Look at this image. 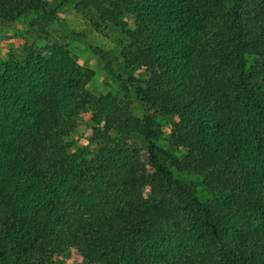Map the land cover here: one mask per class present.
I'll use <instances>...</instances> for the list:
<instances>
[{"label": "trees", "instance_id": "1", "mask_svg": "<svg viewBox=\"0 0 264 264\" xmlns=\"http://www.w3.org/2000/svg\"><path fill=\"white\" fill-rule=\"evenodd\" d=\"M74 2L95 32L121 37L120 59L92 51L123 96H94V72L53 41L9 53L0 264H56L70 249L85 264H264V0ZM30 14L49 24L56 9L0 0V24ZM152 113L178 119L171 146L185 157L157 145ZM85 116L94 127L76 148ZM175 172L201 176L211 200Z\"/></svg>", "mask_w": 264, "mask_h": 264}, {"label": "rangeland", "instance_id": "2", "mask_svg": "<svg viewBox=\"0 0 264 264\" xmlns=\"http://www.w3.org/2000/svg\"><path fill=\"white\" fill-rule=\"evenodd\" d=\"M50 8L56 9V16L52 22H35L36 16L30 14L13 23L0 24V67L9 58V53L18 50L25 44L34 45L41 49L46 45V40L53 41L65 47L72 55L74 61L94 72L92 81L87 89L96 97L112 94L118 98L123 96L115 78L105 69L101 59L94 55L93 49L98 48L109 52L114 58L120 59L121 45L117 41V33L105 35L95 32L89 25L87 14L76 9L74 0H44ZM134 18L131 19L133 28ZM40 24V25H39ZM42 38H41V37ZM125 43V40H123ZM133 112L142 118L147 114L148 109L133 96ZM161 138L157 145L165 150L171 151L175 156L182 159L186 151L174 149L171 146V137L174 133V126L178 123L177 118H164L159 114L152 113ZM93 125L90 123V116L81 119L77 130L72 134L69 141L76 148L87 145ZM132 143L140 150L142 159L148 161L147 142L143 137L136 136ZM96 146L92 150H96ZM175 177L189 183L197 191L202 202H209L212 198L209 191L203 185V179L197 174L178 173ZM56 264H85L76 250L70 249L57 259Z\"/></svg>", "mask_w": 264, "mask_h": 264}]
</instances>
